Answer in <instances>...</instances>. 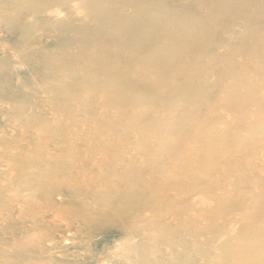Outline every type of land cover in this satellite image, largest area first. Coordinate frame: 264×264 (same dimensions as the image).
Returning a JSON list of instances; mask_svg holds the SVG:
<instances>
[{
	"label": "rangeland",
	"instance_id": "374dc122",
	"mask_svg": "<svg viewBox=\"0 0 264 264\" xmlns=\"http://www.w3.org/2000/svg\"><path fill=\"white\" fill-rule=\"evenodd\" d=\"M0 264H264V0H0Z\"/></svg>",
	"mask_w": 264,
	"mask_h": 264
}]
</instances>
